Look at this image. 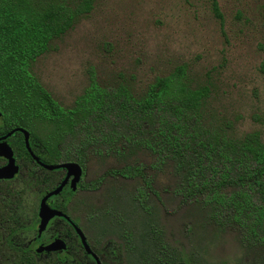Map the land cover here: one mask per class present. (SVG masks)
I'll list each match as a JSON object with an SVG mask.
<instances>
[{
  "label": "rangeland",
  "instance_id": "rangeland-1",
  "mask_svg": "<svg viewBox=\"0 0 264 264\" xmlns=\"http://www.w3.org/2000/svg\"><path fill=\"white\" fill-rule=\"evenodd\" d=\"M219 3L223 26L213 16L209 0H95L93 11L53 41L31 71L61 106L70 109L92 76L103 88L126 87L138 98L156 79L182 68L192 89L209 90L203 110L206 123L237 139L259 133L264 142V0ZM122 154L88 155L83 185L105 179L93 192H79L73 199L69 211L81 226H88L91 209L107 211L108 218L121 222L116 229L120 236L128 228L135 235L141 231V236L153 229L177 257L192 264H264V247L245 246L235 231L211 223L202 201H183L180 178L171 164L161 166L156 156L140 148ZM131 166L143 167L154 189L148 194L149 209L141 208L137 217L141 179L106 176ZM22 173L7 185L0 182V193L5 186L13 193L25 191ZM41 199L40 191L26 190L15 213L28 229L17 244L62 241L68 247L66 257H72L69 252L81 250L73 233L61 235L66 228L60 221L52 222L39 240ZM34 252L39 264L55 256Z\"/></svg>",
  "mask_w": 264,
  "mask_h": 264
},
{
  "label": "trees",
  "instance_id": "trees-1",
  "mask_svg": "<svg viewBox=\"0 0 264 264\" xmlns=\"http://www.w3.org/2000/svg\"><path fill=\"white\" fill-rule=\"evenodd\" d=\"M94 3L0 0V136L18 129L27 131L32 152L47 165L74 162L85 167L88 155L123 156L126 149L140 148L156 156L161 166L174 167L184 202L202 201L211 223L235 231L245 246L264 247L261 135L251 133L237 139L213 129L203 116L209 90L192 89L184 69L156 79L138 98L126 87L117 91L103 88L92 76L90 86L70 109L61 106L33 75L32 64L49 51L53 41L73 29L78 19L89 15ZM209 3L223 26L219 0ZM8 141L18 160H30L21 133L15 132ZM21 172L26 190H38L42 196L60 181L53 174L45 180L40 174L27 173L24 167ZM106 176L141 179L144 189L136 196L134 215L141 216V208L149 209L148 194L154 189L143 167H124ZM104 179L86 187L94 190ZM26 190L13 193L5 186L0 193V264H39L33 247L17 244L20 234L28 229L20 225L15 213ZM123 238L131 248L140 250L142 242L141 264H192L177 257L176 250L153 229L145 236L130 230Z\"/></svg>",
  "mask_w": 264,
  "mask_h": 264
},
{
  "label": "flooded vegetation",
  "instance_id": "flooded-vegetation-1",
  "mask_svg": "<svg viewBox=\"0 0 264 264\" xmlns=\"http://www.w3.org/2000/svg\"><path fill=\"white\" fill-rule=\"evenodd\" d=\"M1 120L2 118L0 119V125L2 124ZM8 134L9 133H7L4 136H0V139L7 136ZM7 143L11 146L8 140H7ZM29 155L31 158L30 160H26V161L18 160L15 157L17 165L20 167L21 171L24 167L27 173L40 174L45 180L48 178L46 174L47 175L53 174L54 177H57L60 180L58 185L55 187V189H52V190L49 189L47 193L42 196V199H43L47 194L58 189V187L66 179L67 171L63 169L55 170V171H48L43 167L44 165H47V164L43 163L39 157H37L33 153V155L39 159V162H37V160L34 159L33 155H31L30 153ZM0 164H2L0 165V168L5 167L8 164V161L0 157ZM60 164H63V163H59L57 165H60ZM57 165H48V166H57ZM82 169H83V176H82L80 183L77 185L76 190L72 188L73 178H70V180L68 181V184L65 186L61 194H59L58 196H53L48 200V205L51 209L61 211L67 216V218L56 217L50 221L49 225L52 222L57 221V220L63 223L66 229L65 231H61V235L63 237H69V233L70 234L73 233L74 237L77 239V244L81 251H73L72 252L73 254L69 252V254L72 256L70 258L66 257L65 255L66 252H68L67 251L68 247L64 251L48 253V254L55 255V256L48 258L49 261H47L44 264H141V253L145 251H141L140 248H131L128 239L123 238V234L122 236H120L117 233L116 229L119 224L118 223L116 224V222H114L113 219L108 218V216H105L103 213L99 214L97 210L91 209L92 215L89 217L88 226L83 227L79 224L78 220H76L70 214V211H69L70 206L73 202V199L76 198L79 192L87 193V192L94 191L91 186L89 188L83 185L85 167H82ZM60 173H63V174H61V176H57V175H60ZM0 182L10 183L11 181L0 180ZM64 191L66 193V198L63 197ZM59 197H63L64 199L60 201H56L55 199ZM42 199H41V202H42ZM41 202H40V205H41ZM39 210H40V206H39ZM138 219L140 220L141 218L138 217ZM105 221L107 222V224L105 223ZM38 222L40 224L39 211H38ZM77 228H80L82 230L83 234L86 237L87 243L91 251L85 250L83 243H82V239L76 231ZM128 231H130V228H128ZM133 232L135 233V231ZM38 238L39 240L42 239L43 235L39 237V234H38ZM52 242H55V241H51V242H47L43 244L31 243L29 245L33 247V251H37L41 246H47ZM53 261H56V262L53 263ZM66 261H69V262H66ZM180 264H188V263L184 262Z\"/></svg>",
  "mask_w": 264,
  "mask_h": 264
},
{
  "label": "water",
  "instance_id": "water-1",
  "mask_svg": "<svg viewBox=\"0 0 264 264\" xmlns=\"http://www.w3.org/2000/svg\"><path fill=\"white\" fill-rule=\"evenodd\" d=\"M2 118V113L0 111V119ZM15 132H19L24 136L26 148L28 152L33 155V152L30 147V134L23 130V129H18L15 131H12L9 133L7 136L3 137L0 139V157L4 158L8 161V164L5 167L0 168V180L2 181H13L20 173V167L17 165L16 159H15V154L11 146L7 143L8 138L13 136ZM34 159L39 162V159L33 155ZM46 170L48 171H55V170H66L67 171V176L66 179L63 181V183L56 189L55 191L47 194L41 202L40 205V210H39V219H40V224L38 227V234L39 237L43 235V233L47 230L48 225L50 221L56 217H64L67 218V216L58 210H53L49 207L48 205V200L53 197V196H58L61 194L65 186L68 184V181L70 178H73L72 180V188L76 190L77 185L80 183L82 176H83V169L82 167L77 164V163H63L57 166H48L44 165L43 166ZM78 235L82 239L83 246L86 251H91L86 237L83 234L82 230L80 228L76 229ZM67 249V246L64 242L62 241H55L50 243L47 246H41L36 253L37 254H43V253H53V252H59V251H64Z\"/></svg>",
  "mask_w": 264,
  "mask_h": 264
}]
</instances>
